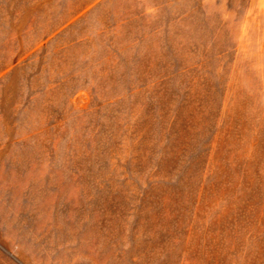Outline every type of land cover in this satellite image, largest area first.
Masks as SVG:
<instances>
[{"label":"rangeland","instance_id":"374dc122","mask_svg":"<svg viewBox=\"0 0 264 264\" xmlns=\"http://www.w3.org/2000/svg\"><path fill=\"white\" fill-rule=\"evenodd\" d=\"M0 264H264V0H0Z\"/></svg>","mask_w":264,"mask_h":264}]
</instances>
